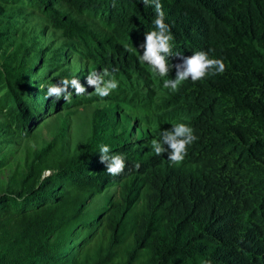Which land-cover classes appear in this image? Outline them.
Returning <instances> with one entry per match:
<instances>
[{
    "label": "trees",
    "instance_id": "1",
    "mask_svg": "<svg viewBox=\"0 0 264 264\" xmlns=\"http://www.w3.org/2000/svg\"><path fill=\"white\" fill-rule=\"evenodd\" d=\"M160 3L165 77L138 59L154 4L0 0V264H264V0ZM197 51L226 71L164 88ZM104 69L119 86L92 103ZM65 78L87 92L47 97ZM174 123L198 137L179 165L151 148Z\"/></svg>",
    "mask_w": 264,
    "mask_h": 264
},
{
    "label": "clouds",
    "instance_id": "2",
    "mask_svg": "<svg viewBox=\"0 0 264 264\" xmlns=\"http://www.w3.org/2000/svg\"><path fill=\"white\" fill-rule=\"evenodd\" d=\"M145 5L154 4L156 16L153 20L155 30L145 33L144 43L140 45L143 54L138 57L142 64L150 65L152 72L159 77H165L169 73L167 57L172 55L173 36L168 24L164 21V12L160 0H142ZM179 56V54H177ZM173 67V66H172ZM176 76L174 79H165L163 87L172 92H176L187 80L193 83L205 79L209 74L218 75L226 71V65L221 59L209 58L204 51L194 52L189 57H183L182 62L174 65ZM108 69L102 73L90 72L86 76V84L94 88V95L101 99L108 97L113 91L117 90L119 82L111 77ZM74 89L69 91V88ZM87 92L78 79L71 80L65 78L56 84L47 87L46 95L55 98L57 101L63 98L70 101L71 95H82ZM198 137L194 134V129L187 123H174L170 130H163L160 138L151 141V148L158 156L167 152V159L171 165L181 164L188 153V148ZM167 145V148H165ZM100 161L105 164L106 172L116 176L125 169V160L122 155L110 154L108 145H101L99 149ZM138 167V165H137ZM50 171L45 172V176L50 175Z\"/></svg>",
    "mask_w": 264,
    "mask_h": 264
},
{
    "label": "rangeland",
    "instance_id": "3",
    "mask_svg": "<svg viewBox=\"0 0 264 264\" xmlns=\"http://www.w3.org/2000/svg\"><path fill=\"white\" fill-rule=\"evenodd\" d=\"M92 91H94V88L92 87L91 88V90L89 91V92H92ZM104 102H106V98H103V99H101L100 97H98L97 96V98H95L93 101H92V103H104ZM88 110H86L85 112H83V114L81 115V117L82 116H84V113H85V115L88 113L87 112ZM81 117H79V118H81ZM56 117H54V114H48L42 121H46L47 120V125L51 122V121H54V119H55ZM81 120H83V118H81V119H73L72 121V123H73V127L74 126H76L77 125V123L79 122V121H81ZM41 121V122H42ZM135 135H136V133H134V136L133 137H135ZM50 137H51V134H50V132H49V130L46 128V125L45 126H43V128L41 129V138H43V139H50Z\"/></svg>",
    "mask_w": 264,
    "mask_h": 264
}]
</instances>
